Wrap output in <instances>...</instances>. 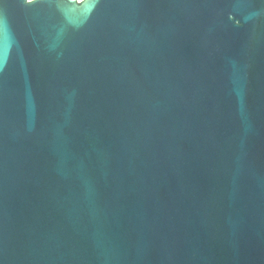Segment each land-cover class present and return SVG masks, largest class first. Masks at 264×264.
<instances>
[{
	"label": "water",
	"instance_id": "obj_1",
	"mask_svg": "<svg viewBox=\"0 0 264 264\" xmlns=\"http://www.w3.org/2000/svg\"><path fill=\"white\" fill-rule=\"evenodd\" d=\"M0 264H264V0H0Z\"/></svg>",
	"mask_w": 264,
	"mask_h": 264
}]
</instances>
